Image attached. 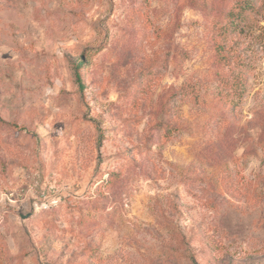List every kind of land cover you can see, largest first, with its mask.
<instances>
[{"label": "rangeland", "instance_id": "rangeland-1", "mask_svg": "<svg viewBox=\"0 0 264 264\" xmlns=\"http://www.w3.org/2000/svg\"><path fill=\"white\" fill-rule=\"evenodd\" d=\"M249 1L0 0V264H264Z\"/></svg>", "mask_w": 264, "mask_h": 264}, {"label": "trees", "instance_id": "trees-1", "mask_svg": "<svg viewBox=\"0 0 264 264\" xmlns=\"http://www.w3.org/2000/svg\"><path fill=\"white\" fill-rule=\"evenodd\" d=\"M238 5H239V9L241 8H246V7H250L251 6V2L249 0H237L236 2ZM242 10V9H241ZM230 17V16H229ZM223 46L218 44L216 46V49H217V57H218V61L221 63L223 61V56L221 55L222 54V51H223Z\"/></svg>", "mask_w": 264, "mask_h": 264}]
</instances>
